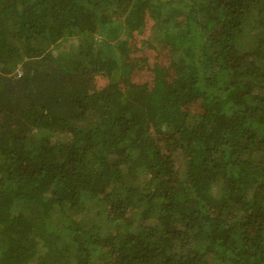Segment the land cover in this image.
<instances>
[{
    "label": "trees",
    "instance_id": "trees-1",
    "mask_svg": "<svg viewBox=\"0 0 264 264\" xmlns=\"http://www.w3.org/2000/svg\"><path fill=\"white\" fill-rule=\"evenodd\" d=\"M0 264H264V0H0Z\"/></svg>",
    "mask_w": 264,
    "mask_h": 264
}]
</instances>
